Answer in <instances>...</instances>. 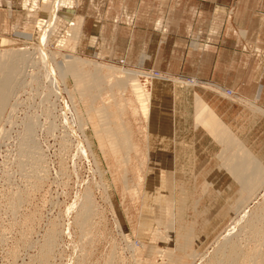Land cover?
<instances>
[{
    "label": "rangeland",
    "instance_id": "1",
    "mask_svg": "<svg viewBox=\"0 0 264 264\" xmlns=\"http://www.w3.org/2000/svg\"><path fill=\"white\" fill-rule=\"evenodd\" d=\"M72 3V20L61 14L48 39L54 62L48 61L47 72L31 60L38 57L42 0H0V51L28 50L30 56L19 64L10 104L0 113V264H165L167 252H176L179 236L191 229L192 264H228L229 255L240 264H264V183L254 190L258 194L241 188L226 162L236 149L226 152L203 121L211 113L251 152L206 103L197 81L165 71L170 57L180 54L176 38H191L140 34L135 46H151L150 56L167 44L163 58L145 65L149 56L143 54L140 62L136 57L127 63L134 18L124 11L116 31L96 34V14H80L83 0ZM109 20L104 26L114 24ZM260 38L264 47V34ZM66 56L106 68L94 79L93 66H85L83 86L71 74L63 81L54 70L55 63L65 66ZM124 70L142 74L151 94L149 114L125 85ZM196 97L205 106L199 120ZM258 163L264 174V163ZM89 200V226L82 229L79 219Z\"/></svg>",
    "mask_w": 264,
    "mask_h": 264
},
{
    "label": "crops",
    "instance_id": "2",
    "mask_svg": "<svg viewBox=\"0 0 264 264\" xmlns=\"http://www.w3.org/2000/svg\"><path fill=\"white\" fill-rule=\"evenodd\" d=\"M83 1L87 6L94 4L93 9L86 6L80 14H96L99 19L95 23L96 34L111 27L116 31L115 20L122 18L124 11L134 18V28L127 30L130 38L127 63H133L136 57L140 62L143 54L149 56L145 65L152 57L157 62L163 58L161 51L167 44L159 46L156 54L150 56L151 46H135V38L140 34L191 38L190 43L176 38L174 47L180 54H176V60L170 57L166 62V73L197 81L205 89L203 99L210 108L251 154L264 163V47L260 38L264 34L260 12L264 9L263 0H255L253 5L252 0ZM108 17L114 24L104 26ZM248 35L254 40H248ZM213 87L226 92L233 90L236 95L224 96Z\"/></svg>",
    "mask_w": 264,
    "mask_h": 264
},
{
    "label": "bare ground",
    "instance_id": "3",
    "mask_svg": "<svg viewBox=\"0 0 264 264\" xmlns=\"http://www.w3.org/2000/svg\"><path fill=\"white\" fill-rule=\"evenodd\" d=\"M34 1H36V0H34ZM72 4H73L72 0H42V5H41L39 12H38L39 19H40L38 22V29L40 32L39 45L36 46V51H37L38 57L33 58V59L30 58V59L31 60L37 59L36 63L37 64H40V63L43 64V66H44L43 68L45 70H47V72L49 70L51 71V68L49 67V62L53 61L51 55L47 51L48 39H49L51 33L57 28L61 14H67V15H65V17L68 19V20L66 19L67 21L72 20L71 19V18H73V16H71ZM34 7L35 6H33L32 8H34ZM43 35H45V37L48 35L46 40L43 37ZM64 43H65V41H64ZM62 44H63V42H62ZM28 54H29L28 50H3V51H0V113L3 110V108L5 107V105L7 104V102L9 103V101H10L8 99V97L10 95V91L12 92V90H11L12 80H13L15 73L17 72L19 64H21L22 62H25V61H29V59H28L29 55ZM64 60L66 63L64 67L61 64L55 63L56 68L54 71L57 72V73L55 72L56 75L58 77L62 78L64 81V78L66 77V75L71 74L74 76V78L76 80H78L77 82L79 84H81L82 86H83L84 81H82V78H80V77H81L83 68L85 66H91V65L93 66V72L90 76L93 77L94 79L99 76L98 73L101 72L102 69L106 68L100 64H95V63L89 62L87 60H83L81 58H74L71 56L64 57ZM109 69L111 71H115V69H113V68H109ZM113 74H117V73H113ZM123 74H124V77L127 78V79H125V81H126L125 85L129 86L131 88V90L134 92V94L136 95V97L139 98V101L141 102V106L144 108L143 113L149 114L150 104H151V94L147 90H145V86L143 84H141V82H140L139 77L142 74L139 72L128 71V70H124ZM150 78H152L153 80L154 79H162L159 77H154L152 75L150 76ZM163 80L167 81L169 79L164 78ZM51 81H52V87L53 88L58 87L57 82L54 79H51ZM171 81L183 83L181 81H178L177 79H174ZM57 89L58 88H56V90ZM66 90L67 89H65V91ZM50 91L52 92V90H50ZM13 99H15V98L13 97ZM195 102H196V113H195V115H196L197 120H199L200 119L199 115H200V113H203L205 106H204V102L200 99V97H196ZM9 104H7V107ZM147 106L149 107V109L145 110V108ZM14 107H15V104H14ZM1 118H2V116H1ZM4 121H6V120H4ZM9 121H10V119H9ZM8 124H10V123H8ZM203 126H205V128L208 129L209 133L212 136H214L221 143L223 148L226 149V152L228 151L230 154L234 149H236L235 151L237 153H235V156H232V154H230V156L226 159V162H228L230 164V166H229L230 171L240 182L241 188L243 190H248V191H250V194H253L255 192L254 190L256 188H259L260 186H262L264 183V176H263L264 174L262 173L261 166L258 163L259 161L257 159H255L249 152H247V150L244 149L243 145L238 144L236 142V140L233 138V135H231L230 132L225 128V126L218 119L216 120L215 116H213L211 113L209 114V120L203 121ZM1 127H3V126L1 125ZM27 127L28 126H26V128ZM28 130H30L29 127H28ZM123 130H125V129H123ZM3 131L5 132V130H3ZM3 131L1 130L2 135H3ZM26 132L28 133V131H26ZM4 134H6V133H4ZM2 135H1V137H3ZM28 135H26V136H28ZM30 137L31 136L29 135L28 138H30ZM123 139L124 138H122V141H123ZM125 139L129 140L130 138H125ZM1 142H4V141H1ZM243 151H246V152H243ZM89 153H91V151H89ZM33 155L34 154H32V156ZM257 194H258V192H257ZM189 196H190V194H189ZM255 196H257V195H255ZM181 200H182V198H181ZM91 201H93V199ZM91 207H93V202H92V204H90V200H89V201H87V206L84 208V211H85L84 215L85 216L83 215L79 219V221H80L79 224L81 225L82 229H86L89 226V216H90L89 214H91L90 213ZM254 217H257V216H254ZM238 220H237V222H238ZM252 220L249 219L250 224H249L247 230H252L254 228V226L251 224ZM191 230L189 232H187L186 234H182L179 236L180 237V239H179L180 243L176 248V252H174V250H169L167 252V254L165 255V257L167 258L165 261V264H192V260H194L193 259L194 257H192L193 254L190 255V253L188 252L189 251L188 247L191 243V235H193V234H191ZM85 231L83 232L84 234H85ZM51 244H52L51 241L47 242L44 246V249H43L44 256H45L46 260L48 258V254L50 253V250L52 249ZM232 247H233V245H232ZM195 256H197V255H195ZM228 259L229 260L226 261V262H228V264H240L231 255H229Z\"/></svg>",
    "mask_w": 264,
    "mask_h": 264
},
{
    "label": "built area",
    "instance_id": "4",
    "mask_svg": "<svg viewBox=\"0 0 264 264\" xmlns=\"http://www.w3.org/2000/svg\"><path fill=\"white\" fill-rule=\"evenodd\" d=\"M227 94H228L229 96H231V95H233V92L229 91V92H227Z\"/></svg>",
    "mask_w": 264,
    "mask_h": 264
}]
</instances>
